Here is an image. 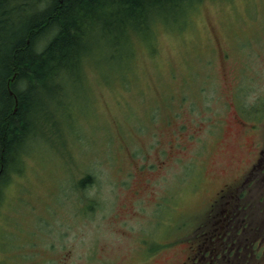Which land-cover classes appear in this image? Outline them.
Returning a JSON list of instances; mask_svg holds the SVG:
<instances>
[{"label": "rangeland", "instance_id": "374dc122", "mask_svg": "<svg viewBox=\"0 0 264 264\" xmlns=\"http://www.w3.org/2000/svg\"><path fill=\"white\" fill-rule=\"evenodd\" d=\"M154 33H137L134 58L94 43L80 76L30 85L35 128L0 176V264H191L217 226L240 230L227 209L262 248L224 264H264V183L247 179L264 135V0H202Z\"/></svg>", "mask_w": 264, "mask_h": 264}, {"label": "trees", "instance_id": "16d2710c", "mask_svg": "<svg viewBox=\"0 0 264 264\" xmlns=\"http://www.w3.org/2000/svg\"><path fill=\"white\" fill-rule=\"evenodd\" d=\"M14 1L0 0V33L12 18L24 24L0 39L4 42L0 43V176L35 128L30 85L53 84L62 75L80 76L87 62L83 58L92 52L94 43L98 53L106 49L111 59L125 44L134 58L137 33L154 37L158 20L176 19L202 0H52L41 9L38 0H22L19 5ZM47 34L52 35L37 48V39ZM21 85L29 89L20 91ZM229 220L236 222L229 225L232 229L240 228L230 231V236L249 228L233 216ZM221 229L217 226L222 233Z\"/></svg>", "mask_w": 264, "mask_h": 264}, {"label": "flooded vegetation", "instance_id": "af4514ba", "mask_svg": "<svg viewBox=\"0 0 264 264\" xmlns=\"http://www.w3.org/2000/svg\"><path fill=\"white\" fill-rule=\"evenodd\" d=\"M253 160V166L247 178L249 181L248 186L264 183V135L259 138ZM222 213V216L225 218L227 216L230 217L232 214L231 212H227L226 216V211L224 210ZM234 213L236 214L232 215L233 217H237L240 214V212ZM242 234H244L243 231L231 237L226 230L222 231V233L220 231L212 232L208 237L210 242L201 243L195 248L196 254L193 257H188L191 260V264H224V261L228 262L231 258L239 259L245 255L255 257L257 251L262 248L260 238L257 240V236L255 235L253 238H249V241L242 242L239 240Z\"/></svg>", "mask_w": 264, "mask_h": 264}, {"label": "bare ground", "instance_id": "6f19581e", "mask_svg": "<svg viewBox=\"0 0 264 264\" xmlns=\"http://www.w3.org/2000/svg\"><path fill=\"white\" fill-rule=\"evenodd\" d=\"M41 38L39 37L38 39H37V42L40 40ZM24 89H29V86H23V85H21L20 87H19V90L20 91H23Z\"/></svg>", "mask_w": 264, "mask_h": 264}]
</instances>
